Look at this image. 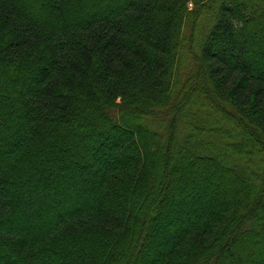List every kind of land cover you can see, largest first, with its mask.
I'll list each match as a JSON object with an SVG mask.
<instances>
[{"label":"trees","instance_id":"trees-1","mask_svg":"<svg viewBox=\"0 0 264 264\" xmlns=\"http://www.w3.org/2000/svg\"><path fill=\"white\" fill-rule=\"evenodd\" d=\"M0 264H264V0H0Z\"/></svg>","mask_w":264,"mask_h":264}]
</instances>
